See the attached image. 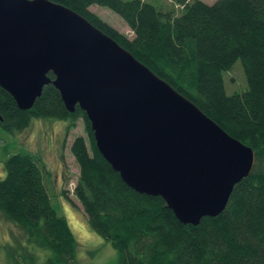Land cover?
<instances>
[{
	"label": "trees",
	"instance_id": "trees-1",
	"mask_svg": "<svg viewBox=\"0 0 264 264\" xmlns=\"http://www.w3.org/2000/svg\"><path fill=\"white\" fill-rule=\"evenodd\" d=\"M48 1L112 38L252 149L253 168L220 214L183 224L161 197L138 193L121 180L98 152L85 113L77 105L68 111L52 85L28 110L18 109L0 87L1 130L20 133L34 119H55L67 122L69 132L83 120L86 137L76 136L70 145L79 168L73 194L92 232L118 253L116 264H264V0H176L178 13L142 0ZM92 5L118 15L132 39L91 12ZM236 61L247 88L227 95L223 73ZM6 157L0 217L17 232L9 230L10 242L0 247L5 264H73L78 244L52 205L40 159L27 153Z\"/></svg>",
	"mask_w": 264,
	"mask_h": 264
},
{
	"label": "water",
	"instance_id": "water-1",
	"mask_svg": "<svg viewBox=\"0 0 264 264\" xmlns=\"http://www.w3.org/2000/svg\"><path fill=\"white\" fill-rule=\"evenodd\" d=\"M49 84L85 113L121 180L161 197L183 224L220 214L253 168L252 149L72 10L0 0V87L28 110Z\"/></svg>",
	"mask_w": 264,
	"mask_h": 264
},
{
	"label": "rangeland",
	"instance_id": "rangeland-1",
	"mask_svg": "<svg viewBox=\"0 0 264 264\" xmlns=\"http://www.w3.org/2000/svg\"><path fill=\"white\" fill-rule=\"evenodd\" d=\"M157 4L163 10L176 7V0H142ZM207 5L217 0H200ZM192 0H187V3ZM158 6V7H159ZM90 11L99 16L118 33L128 39L134 36L130 28L115 13L105 7L92 5ZM232 70V71H231ZM230 72L223 73L227 95L241 93L247 85L240 61H236ZM67 122L55 119H34L20 133H6L0 128V180L4 178L3 159L13 154L27 153L37 156L45 168V186L52 205L59 216L65 218L78 244L73 264H116L118 253L111 245L90 229L83 209L73 194L79 168L70 153V145L76 136L86 137L83 120L76 122L69 132ZM7 223V224H6ZM9 230H17L0 217V247L10 242ZM0 264H5L0 253Z\"/></svg>",
	"mask_w": 264,
	"mask_h": 264
}]
</instances>
